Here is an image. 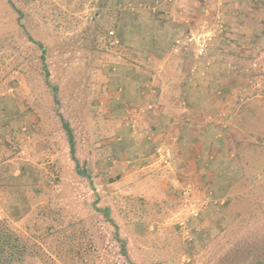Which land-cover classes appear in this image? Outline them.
<instances>
[{"label":"rangeland","instance_id":"obj_1","mask_svg":"<svg viewBox=\"0 0 264 264\" xmlns=\"http://www.w3.org/2000/svg\"><path fill=\"white\" fill-rule=\"evenodd\" d=\"M129 2L144 6L123 8ZM146 2L0 0V47L8 57L1 66L23 105L19 138L6 142L0 159V234L10 235L15 253L8 264L264 261V37L254 38L243 58L248 63L229 64L237 78L216 67L212 73V57L221 51H213L214 42L226 33L221 4V13L213 8L204 21L194 16L207 23L204 29L176 37L211 34L200 57L196 42L189 43L194 63L186 81L195 90L193 106L226 104L223 111L214 105L220 118L208 122L212 137L197 121L191 128L200 142L174 138L177 145L189 141L199 156L186 175L174 155L158 160L156 145L127 150L131 135L152 138L159 131L142 126L146 113L133 111L148 106L140 87L157 86L145 84L139 50L130 45L154 29L158 17ZM16 45L19 58L11 59ZM63 120L86 175L76 170ZM165 140L158 143L171 146Z\"/></svg>","mask_w":264,"mask_h":264},{"label":"crops","instance_id":"obj_2","mask_svg":"<svg viewBox=\"0 0 264 264\" xmlns=\"http://www.w3.org/2000/svg\"><path fill=\"white\" fill-rule=\"evenodd\" d=\"M146 1H148V3L146 2L148 8L145 10L153 12V15L158 18L154 22V29H151V32L148 31L147 27L144 34L141 35L139 42L136 45H134V43H130V45L139 50V60L136 61H138L139 68L142 71L144 69L145 73L142 76L147 80L145 84L147 85L150 82L152 85L153 83L157 85L156 88L151 89L150 92L145 90V88L142 89V87L139 89V94L143 95V97H141L142 101L146 102V105L154 106L153 110H148L146 114L143 115L145 118L142 120V126L149 130L151 127H154L159 131L156 135H153L152 138L148 135L143 136L144 139L131 135V137L127 139V150L130 151L131 149V152L135 153L138 149L139 151L144 148L148 149L149 145H156V150L159 145L163 144H159L158 142L166 139L165 141H171V148L176 160L182 162L179 163V165H182L179 169L184 174L190 175L194 173L196 169L195 159H198L199 156L197 157V155H195V148L189 145L192 141L200 142V140L195 138L196 134H193L194 131L191 127L195 126V123L198 121L203 125L201 129L202 134H209V136H211L213 129L211 130L210 128H213L214 125L208 122L220 118L219 114L213 116L216 111L214 105L217 104V108L223 111L226 104L215 102L209 105L207 104V106L206 104L192 105L193 103L191 101L194 99L193 95L195 90L188 81H186V77H189V64L193 61V59L190 58V46L176 52L173 49L174 41L177 36L184 32L204 29L207 23L195 21L196 19L194 16L196 15V17L198 16V20L202 18V21H204L205 14L211 11V9L216 8L217 13H224L226 33H224V36H219L218 39L216 38L213 45V51L221 50L220 57L217 55L213 56L212 51H210V54L213 56L212 59H216V62L214 61L213 64H217L216 66L214 65L212 73L215 71L216 67V69H220V71L226 70L232 73L234 77L237 78V71L232 69L229 64L232 62L239 64L241 62L242 64V62L246 60L247 53L251 51V45L255 40L254 38L264 37V29L262 28V23L264 21V2L263 0H218L217 2L215 0ZM219 4H221V12L219 6H217ZM167 22L171 23L169 24ZM117 31L120 32L121 29L118 28ZM227 33H229V36ZM125 44H127V42ZM16 46L14 54H11V59L19 58L20 51L18 45ZM217 47L219 49H217ZM2 49L3 46L1 45L0 142L2 140V143H0V159H2V152L7 149L6 142L8 143L9 140L14 141L16 137L19 138L20 124L18 116L23 106L18 96V87H9V82H5L9 77H5L6 74L1 65L3 62H7L8 57L3 55L4 52L1 51ZM244 57L245 60H243ZM208 59L213 61L209 57ZM223 60H229L230 62H228L227 65L225 64V67L222 69ZM244 63L248 62L245 61ZM15 72L18 75V71ZM207 74H211V72ZM217 75L218 73L216 77ZM150 76L153 78L148 81ZM12 77H14V74ZM216 77L214 78L217 79ZM221 78L224 82L228 80L223 74H221L219 79ZM12 83H14V81ZM205 91H207V89H205ZM206 93L208 94V92L203 94ZM185 99L188 101L187 106L184 105L185 101L183 100ZM195 110L199 111L198 113L200 115H196V113H194ZM151 111L157 113H148ZM203 111H209L208 114L210 113L211 115H203L200 113ZM32 127H34V124L29 131L30 136L36 134ZM24 128L25 127H23V129ZM189 129L191 131H189ZM177 134L189 136L191 138L190 142L188 141L186 145L184 142L182 143L181 140L179 145L175 144L174 138ZM198 136L200 135L198 134ZM211 140H213V138L209 139V141ZM201 141L204 140L202 139ZM18 173H20V171H16L15 175H18Z\"/></svg>","mask_w":264,"mask_h":264},{"label":"built area","instance_id":"obj_3","mask_svg":"<svg viewBox=\"0 0 264 264\" xmlns=\"http://www.w3.org/2000/svg\"><path fill=\"white\" fill-rule=\"evenodd\" d=\"M144 6V3H139L137 5H135L133 2H129L126 3L123 8H127V9H134L137 7H142ZM114 32L112 31L111 34H113ZM211 34L208 32L205 33H199V34H192L191 37L188 38H177L174 41V45H173V49L176 52H179L183 49L188 48L189 43L194 40L196 42V46L197 48L195 49L196 51V55L197 56H202L204 54V52H206L207 48L209 47L210 44V40H211ZM187 39V40H186ZM119 41L118 40H113L112 44H117ZM194 68H191V72L193 73ZM154 106L153 105H148L147 107H141V108H133V111L137 112L139 111V114L141 113H146L148 110H153ZM156 157L158 158V160L164 161V162H168L173 158V150L171 148L170 145L168 144H161L156 148ZM190 187H191V183H188L187 185H185V189H184V195H190Z\"/></svg>","mask_w":264,"mask_h":264},{"label":"trees","instance_id":"obj_4","mask_svg":"<svg viewBox=\"0 0 264 264\" xmlns=\"http://www.w3.org/2000/svg\"><path fill=\"white\" fill-rule=\"evenodd\" d=\"M42 57L44 58V56H42ZM63 126L66 130V133H67L69 145L71 148L72 158L75 161H77L76 156H75V141H74V136H73L72 130L70 129L68 122H65L64 120H63ZM76 170L80 174L86 175L85 170L79 168L78 161L76 163ZM106 214H107V217H109L108 211ZM120 241L122 243L123 253L126 255V252L124 250L125 249V242L123 240H120ZM14 255H15V253L11 247L10 235L9 234H0V264H8L9 261L12 260ZM240 264H243V263H240ZM251 264H264V261H256V262H252Z\"/></svg>","mask_w":264,"mask_h":264}]
</instances>
